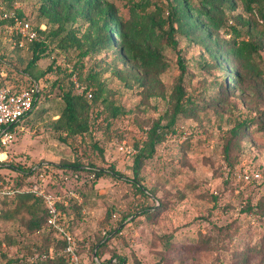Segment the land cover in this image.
I'll return each instance as SVG.
<instances>
[{
    "label": "rangeland",
    "instance_id": "1",
    "mask_svg": "<svg viewBox=\"0 0 264 264\" xmlns=\"http://www.w3.org/2000/svg\"><path fill=\"white\" fill-rule=\"evenodd\" d=\"M44 1L0 0L3 17L15 12L44 26V37L50 44L44 57L27 68L24 50L0 36V43L7 44L0 50L9 61L0 64L1 75L8 73L10 80L19 79L21 88L30 86L32 78L39 75L43 88L35 109H40V114L21 122L24 129L8 148L10 160L0 166V172L14 181L10 177L16 173L12 165L28 169L49 164L50 172L55 169L51 164L114 166L124 177L111 173L97 177L87 171H78L79 178L69 174L67 184L81 199L73 200L70 209L73 228L76 237L92 246L87 257L96 245H103L102 256L116 254L125 258L126 264H264V215L243 211L247 200L254 204L264 201V130H256L257 124L250 123L242 138L231 132L240 120L256 119L264 124V116L257 117L264 114V23L258 15L254 18L245 12L237 0L232 15L240 16L229 23L240 28L242 38L259 45L261 58L250 59L247 68L240 67L246 73L245 82H232L225 103L214 108L206 106L204 100L213 94L223 71L201 66L212 56L210 47L197 35L177 33L176 47L167 42V10L174 0H59L55 9L43 14L40 7ZM200 3L188 0L194 9ZM118 14L134 27V33L127 35V40L124 37L125 43L108 29ZM217 16L205 19L213 42L232 35L223 27L215 28ZM240 17L251 21L249 29L239 22ZM61 25L75 30L78 45L58 46V39L50 32ZM87 49L90 54L84 58L80 80L86 84V76L92 72L102 90L84 112L90 131L67 134L54 126L63 107L62 89L54 81L61 80L75 93L69 73ZM152 51L159 54L162 68L158 71L144 63L141 55ZM50 64L54 69L41 74ZM57 66L60 69L55 71ZM177 85L206 108L196 111L195 117L178 120L157 143L155 153L143 159L137 187L126 178H133L135 157L153 126L168 123ZM243 168L260 170L262 178L243 182L234 173ZM7 208L0 203V215ZM28 218L21 210L15 221L0 220V240L9 258L24 255L31 263L38 246L51 243L53 235L26 230ZM245 246L261 249L248 253V260L242 262ZM5 261L1 257L0 264Z\"/></svg>",
    "mask_w": 264,
    "mask_h": 264
},
{
    "label": "trees",
    "instance_id": "2",
    "mask_svg": "<svg viewBox=\"0 0 264 264\" xmlns=\"http://www.w3.org/2000/svg\"><path fill=\"white\" fill-rule=\"evenodd\" d=\"M6 1V0H3ZM58 1L47 0L44 1L40 7V10L43 14L53 10L58 5ZM200 3L197 9L191 8L188 4V0H174L168 4V16L166 23L168 25V30L166 33V39L169 44L173 47H176L177 41L175 40L176 34L179 33L183 36H189L190 33L192 35H197L198 39L201 43L206 44L209 49V54L212 56V60L208 63L201 64V66H205L209 69H221L223 71L220 78L217 79L214 84L212 92L208 98L204 101L206 102V106H213L214 108L218 107L225 103V99L227 98L229 91L232 89V82L238 83V85L243 84L246 80V73H243L240 70V67H244L247 65L250 59L261 58V54L259 52V45L251 40H245L241 37V30L235 24H230L229 21L233 17L240 16V14L232 13L237 8L236 3L237 0H198ZM242 6L244 7V11L250 13V15L254 16V18L258 15L259 19L264 23V0H240ZM117 13L118 10H116ZM110 13V12H108ZM214 14H218L217 19L218 22L215 23V28H224L226 34H231V38L229 39H220V41L213 42L211 38V33L209 30V25H205V19L208 18L210 20L213 19ZM235 15V16H234ZM30 19V18H28ZM31 20V19H30ZM114 24L112 27L109 26V30L115 31L117 37L123 39L125 43V38L127 40V35L134 33L133 25H129L127 22V18L123 15L118 14V16L113 17ZM7 22V19L3 17L2 12H0V27ZM239 22L250 28L251 21L244 20L241 17L239 18ZM255 23H259V21H255ZM39 32L42 35L41 39L35 40L33 42L27 43V45L23 48L16 46L20 50H24L25 59H26V67L31 68L34 67L37 62L42 59L45 53L48 51L50 44L48 39L44 37L46 29H41L39 24H36ZM51 35L55 36L58 39V46L60 48H69V46H73L77 43V37L75 34V30L73 28H68L64 25L58 26L51 30ZM49 35V34H48ZM110 40H113L112 35L109 33ZM134 36V35H133ZM0 46L6 47L7 44L0 43ZM0 50V64L5 63L8 64V59L6 54ZM90 54V49H87L80 53V58L78 62L75 63V68H73L78 73L79 79H81L82 68L86 66L84 58ZM142 58L144 59V63L148 64L153 70H160L162 68L161 61L159 58V54L152 51L149 53L142 52ZM225 61L226 64L223 65ZM224 62V63H225ZM182 63V62H181ZM222 64V65H221ZM240 65L239 68L236 65ZM78 65L80 67H78ZM182 66V64H181ZM232 66V70H227L228 67ZM250 66V65H247ZM246 66V68H247ZM79 68V71L77 68ZM182 68H184L182 66ZM54 69L53 65L50 64L46 70H44L41 74L47 73ZM59 66L55 67V71L59 70ZM1 70V67H0ZM72 72L69 73V78L71 77ZM39 75L34 76L31 81V85L25 88H21L19 84V79L16 78V81L10 80V76L7 74H0V87H10L13 90L20 91L22 89L31 88L36 83L39 86V91L36 92V98L34 100L32 110L25 116L24 120L26 122L35 119L40 114V109L35 111L37 107L38 97L41 95L43 88L40 87L38 82ZM96 74L89 72L86 76V86L88 89L92 91V97L89 99L87 96L83 94H79L77 92H73L72 89H66L61 80L54 81V85L59 84L62 92L60 97L63 101V107L61 113L57 120L54 122V126L58 131H66L67 134H84L90 131V124L87 115H84V112L87 111L93 103L100 97V91L102 90L98 84H96ZM72 82V81H71ZM73 85V83H72ZM99 89V90H98ZM175 101L173 106V112L167 124L160 125V123H156L150 134L149 139L145 142L143 148H141L138 154L135 157L134 164V176L133 178H126L129 181L135 183V185L139 184L138 176H139V167L142 163L143 159H147L151 157L156 151V145L159 143L164 135L172 128L175 124H177L178 120L182 118H192L195 117L196 111L200 109H205L206 107L200 103L201 100H197L193 96H186V92L182 88L181 85H177L175 88ZM110 104V102H109ZM117 109V108H116ZM264 116V114H260L257 117ZM256 120V119H255ZM255 120H240L238 121L233 128L231 129L232 135L234 137L242 138L241 134H244L248 125L250 123L257 124L256 130H264V124H258ZM252 121V122H251ZM23 125V124H22ZM228 150V146L226 147ZM53 172H50L49 164H39L38 167L31 166L28 169L23 168L22 166H11L16 170V173L10 177H13L12 184L16 188H23L25 186H29L34 183L43 184L44 181L47 182V188L56 193H64L70 187L67 183L69 180H65V176H74L75 178H79L80 171H87L95 173V176L101 177L106 173H111L115 177H124L122 174L117 172L114 166H110L108 169L98 168L94 164L83 165L79 162L69 163V164H59L54 165ZM35 167V168H34ZM255 171H260L258 169H253ZM79 171V172H78ZM41 174H44L45 180L41 178ZM70 174V175H69ZM0 178H6L5 174L0 172ZM243 182H246L242 180ZM255 180L248 181L247 183H252ZM140 185V184H139ZM137 185V187H140ZM144 191L146 188L142 187ZM151 192L153 196L154 193ZM213 199H217L216 195H213ZM75 202L77 200L73 199ZM71 200L68 206H64L61 204V208L63 212L68 216L70 221V228L75 236L77 233L73 228L74 220L73 215L70 213V209L74 201ZM0 203L8 206L7 210H5L0 215L1 221H15L19 215L21 210H25L29 214V218L25 223L26 230L29 232H47L53 235V240L51 243H46L43 246H38V258L31 263H28L26 260V256L22 255L19 258L12 259L8 257L7 251H4L1 248L3 240H0V259L5 258L6 261L4 264H70L69 259L63 254L51 253L52 251L58 250L62 245V240L59 239L57 234L54 231L48 229L47 218L48 212L44 202V199L41 197H37L35 194L31 192H16L11 195L5 196L0 199ZM13 205V207H12ZM11 206V207H10ZM243 211L253 212L259 217L264 215V201H257L255 204L250 200H247ZM78 238V237H77ZM11 244L14 243V240L11 239ZM100 244V243H99ZM103 246V245H102ZM96 245L94 248V252L88 255L86 264H103L110 263L114 258L117 259V264H126V260L119 255H112L105 258L102 256L101 247ZM89 248L92 249V246L89 244ZM45 249V250H44ZM261 248L255 247L252 249L251 246L244 247V255L241 258L242 262H246L248 260L247 254L251 251L259 252ZM43 251V252H42ZM45 251V252H44ZM32 252L34 250L32 249ZM42 254H46L45 257L41 258ZM96 258L100 261L97 262ZM139 264H145L141 262Z\"/></svg>",
    "mask_w": 264,
    "mask_h": 264
},
{
    "label": "built area",
    "instance_id": "3",
    "mask_svg": "<svg viewBox=\"0 0 264 264\" xmlns=\"http://www.w3.org/2000/svg\"><path fill=\"white\" fill-rule=\"evenodd\" d=\"M4 18L8 19L9 22L0 27V36L8 38L13 45L23 48L27 43L42 38L36 25L27 17L12 12L5 13ZM40 28L45 29L41 25ZM71 72V80L75 91L90 99L92 91L79 79L77 71L72 69ZM0 74H3L1 70ZM37 91H39L37 83L31 88L20 91L13 90L7 86L0 87V166L10 160L8 148L16 139L17 134L24 129L21 122L32 110ZM230 171V168H228L226 173L229 174ZM234 173L246 182L251 180L258 181L262 178L260 171L249 168H243L239 171L234 170ZM94 175L95 173H93ZM41 178L45 180L44 174H41ZM68 178V176H65L64 179L68 180ZM16 192H31L37 197L44 199L48 212V229L54 231L59 239L62 240L61 247L51 253L63 254L69 259L70 264H86L89 243L81 241L74 235L70 228L69 218L61 208V204L68 206L73 199L80 202L81 199L77 192L71 188L64 193L53 192L47 188L46 181L43 184L34 183L23 188H16L13 186L10 178H0V199ZM45 256L46 254H42L41 258ZM35 258H38V254L33 259ZM96 261L100 262L97 258ZM103 264H117V259L114 258L110 263L105 262Z\"/></svg>",
    "mask_w": 264,
    "mask_h": 264
},
{
    "label": "crops",
    "instance_id": "4",
    "mask_svg": "<svg viewBox=\"0 0 264 264\" xmlns=\"http://www.w3.org/2000/svg\"><path fill=\"white\" fill-rule=\"evenodd\" d=\"M77 233V232H76ZM87 255V254H86Z\"/></svg>",
    "mask_w": 264,
    "mask_h": 264
}]
</instances>
